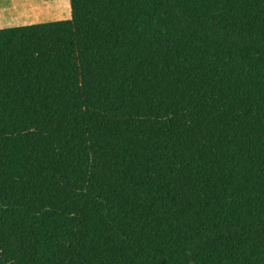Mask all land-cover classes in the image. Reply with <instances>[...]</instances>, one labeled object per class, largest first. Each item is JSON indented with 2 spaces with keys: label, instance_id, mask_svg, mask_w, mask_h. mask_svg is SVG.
Listing matches in <instances>:
<instances>
[{
  "label": "trees",
  "instance_id": "1",
  "mask_svg": "<svg viewBox=\"0 0 264 264\" xmlns=\"http://www.w3.org/2000/svg\"><path fill=\"white\" fill-rule=\"evenodd\" d=\"M69 2L70 21L0 32V109L71 105L63 151L87 162L55 246L29 245L44 214L0 218L15 264H264V0ZM31 134L24 152L58 158ZM19 153L0 144V163Z\"/></svg>",
  "mask_w": 264,
  "mask_h": 264
},
{
  "label": "rangeland",
  "instance_id": "2",
  "mask_svg": "<svg viewBox=\"0 0 264 264\" xmlns=\"http://www.w3.org/2000/svg\"><path fill=\"white\" fill-rule=\"evenodd\" d=\"M20 1L29 11H14L17 15H11L4 20L0 16V30L27 25L40 26L71 19L69 0H9V3ZM0 4V10H5L10 5L2 0ZM59 81L61 82L60 78ZM60 85L64 88L62 82ZM11 99L13 103H18L22 97L14 95ZM1 102H5L4 98ZM70 108L71 110L62 112H45L34 106L26 110L16 108L12 118L19 121H12V108L0 109V144L14 145L18 148V153L20 152L13 159L0 163V178L9 181L12 186L9 191L0 194V218L9 219L21 229L36 215L44 214L46 222L42 231L29 240V245L35 252L46 251L56 245V237L53 240L52 234L74 229L82 207L87 186L86 159L63 151L65 142L62 124L66 120L60 118L61 114L65 118H75L71 105ZM41 114L47 116L43 123L47 120L49 128L44 129L39 124ZM35 130L52 133L57 142L58 158L45 153L44 149L40 151L26 147L27 152L23 151L24 147L19 141L31 136ZM0 264H15L1 241Z\"/></svg>",
  "mask_w": 264,
  "mask_h": 264
},
{
  "label": "crops",
  "instance_id": "3",
  "mask_svg": "<svg viewBox=\"0 0 264 264\" xmlns=\"http://www.w3.org/2000/svg\"><path fill=\"white\" fill-rule=\"evenodd\" d=\"M2 1H6L8 4H10L9 3V0H2ZM0 6H2V5L0 4ZM17 10H20V12H24V13H26L27 11H29V10H26L24 4L21 1L20 2H15V4L12 2V4H10L9 6H7L5 8V10H0V16H3L2 19L4 20L5 18L11 17V15H17V14H14V11H17ZM70 20H68V21H70ZM61 22H64V21H61ZM40 26H42V25H40ZM40 26L27 25V26H22V27L1 29L0 32H2V31H8V30H14V29L27 28V27H37L38 29H40Z\"/></svg>",
  "mask_w": 264,
  "mask_h": 264
},
{
  "label": "built area",
  "instance_id": "4",
  "mask_svg": "<svg viewBox=\"0 0 264 264\" xmlns=\"http://www.w3.org/2000/svg\"><path fill=\"white\" fill-rule=\"evenodd\" d=\"M76 139L78 142H85L88 140V132L87 129H84L83 127H79V131L76 133Z\"/></svg>",
  "mask_w": 264,
  "mask_h": 264
}]
</instances>
